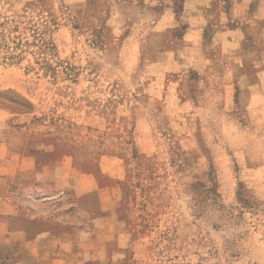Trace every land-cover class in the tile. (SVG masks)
<instances>
[{"label": "rangeland", "instance_id": "rangeland-1", "mask_svg": "<svg viewBox=\"0 0 264 264\" xmlns=\"http://www.w3.org/2000/svg\"><path fill=\"white\" fill-rule=\"evenodd\" d=\"M171 5L157 25L149 0H0V264L21 215L103 229L68 171L121 234L101 264H264V43H187Z\"/></svg>", "mask_w": 264, "mask_h": 264}, {"label": "crops", "instance_id": "crops-1", "mask_svg": "<svg viewBox=\"0 0 264 264\" xmlns=\"http://www.w3.org/2000/svg\"><path fill=\"white\" fill-rule=\"evenodd\" d=\"M149 2L163 7L162 15L154 24H168L171 0ZM182 13L186 21L183 39L187 43L200 41L208 25L213 27L212 40L221 44L223 50L230 54L234 53L239 43L248 39L264 43V0H183ZM256 66L260 77L257 84L263 89L264 62L260 61ZM86 181V174L72 175L68 171L66 178L58 179L54 184L59 189L74 190L80 198V212H93L96 215L93 222L95 220L103 229L95 228L94 231L91 226L88 231L74 222L61 223L39 212L36 215L38 217H32L29 213L21 215L17 225L10 229L7 241L18 246L19 257L14 264H101L102 252L113 242L112 234L119 239L121 234L110 227L104 228L110 222V217L103 212L111 206L96 205L87 193L89 189L84 188ZM95 210L100 211L96 213ZM87 233L90 234L89 249L85 239ZM88 254L95 257H89Z\"/></svg>", "mask_w": 264, "mask_h": 264}, {"label": "trees", "instance_id": "trees-1", "mask_svg": "<svg viewBox=\"0 0 264 264\" xmlns=\"http://www.w3.org/2000/svg\"><path fill=\"white\" fill-rule=\"evenodd\" d=\"M0 36H1L0 37V52H2V51L5 52L4 57L8 58V59H14V58L18 57L19 55H16V53H14V51H12L10 44H8L7 41L5 40V36H4L3 32L0 33ZM18 45H19V43L14 48H18L19 47ZM211 194H213L212 189H211V187H207V186L203 190L200 189V191L197 193L198 197L200 198L198 204L201 206L202 210H203V207L206 205L205 201H207V199L209 198V196H211ZM212 198H213L212 200H214V202L216 203L215 197H212ZM240 200L243 201V199H240ZM202 201L205 203L204 206L202 204ZM244 204H245L244 207H251L252 209H255V208H253L255 203H251L250 201L249 202L245 201Z\"/></svg>", "mask_w": 264, "mask_h": 264}]
</instances>
